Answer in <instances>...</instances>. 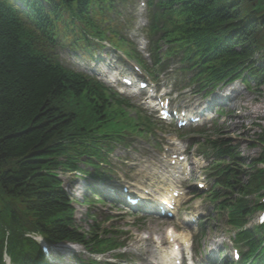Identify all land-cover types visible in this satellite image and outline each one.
I'll return each mask as SVG.
<instances>
[{"label":"trees","instance_id":"trees-1","mask_svg":"<svg viewBox=\"0 0 264 264\" xmlns=\"http://www.w3.org/2000/svg\"><path fill=\"white\" fill-rule=\"evenodd\" d=\"M63 1H76L83 8L89 0ZM194 5V19L201 27L218 31L236 26L235 41L226 46L229 56L235 57L239 51L238 58H245L244 63L264 46V0H196ZM252 7L260 13H244ZM18 33L19 28L0 7V191L5 201L15 198L27 205L23 215H13L12 203L4 212L21 228L38 231L51 240L78 239L79 235L66 228L67 195L49 171L74 166L60 160L73 143L67 136L71 121L56 116L51 99L59 103L63 82L80 81L31 57L19 43ZM260 70L264 73V66ZM74 88L80 90L77 85ZM258 180L264 185V176ZM253 183L247 188L257 187Z\"/></svg>","mask_w":264,"mask_h":264},{"label":"rangeland","instance_id":"rangeland-1","mask_svg":"<svg viewBox=\"0 0 264 264\" xmlns=\"http://www.w3.org/2000/svg\"><path fill=\"white\" fill-rule=\"evenodd\" d=\"M258 91L260 92L258 93ZM236 101L238 102V107H236L235 109V114L239 117V119L235 118V125H232V122H229L226 128L224 127L222 131L223 134L227 137L238 138L235 140L240 146L242 155L245 156L247 160L251 161L252 159H255L261 152V148L258 147V145L253 141H256L254 137L259 131L258 128L264 125V87H262L260 90H255L252 92L243 91V93L241 92L240 95H236ZM220 124H222V120ZM242 125L244 126L242 127ZM141 167H138V169H141ZM134 176L135 174H133V177ZM76 184L78 185V182L74 183L72 181V183H70V186L68 184L67 187L73 189ZM79 193L80 189H76L74 195L76 198H79L81 201H83L82 196L79 195ZM78 209L80 213L81 211H84V209H81V207H78ZM213 218H216L215 215H213ZM218 224L219 227L216 228ZM223 224L224 222H222L221 220L219 221V223L213 221V223L210 224L212 227L209 224H206L208 227L207 240L210 237H214L215 240H218L220 238L219 234L221 233V236L223 235V232L220 231L221 227H223ZM116 225L120 226V228L118 229L121 230L127 224L124 220H122ZM147 228L148 226L144 227L143 229ZM162 229L160 231L156 230V232L163 234L164 231Z\"/></svg>","mask_w":264,"mask_h":264},{"label":"bare ground","instance_id":"bare-ground-1","mask_svg":"<svg viewBox=\"0 0 264 264\" xmlns=\"http://www.w3.org/2000/svg\"><path fill=\"white\" fill-rule=\"evenodd\" d=\"M98 56H96L95 58H97ZM140 83H138V85H139ZM168 187H170V186H168ZM173 192V191H172ZM174 193V192H173ZM173 193H171L170 194V196L173 194ZM29 263V261L27 260L24 264H28Z\"/></svg>","mask_w":264,"mask_h":264}]
</instances>
